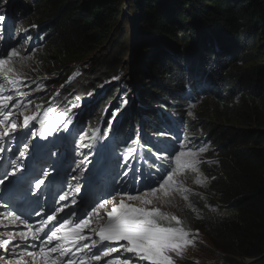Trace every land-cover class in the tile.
Segmentation results:
<instances>
[{
	"label": "trees",
	"instance_id": "1",
	"mask_svg": "<svg viewBox=\"0 0 264 264\" xmlns=\"http://www.w3.org/2000/svg\"><path fill=\"white\" fill-rule=\"evenodd\" d=\"M4 1L0 0V6ZM14 1L9 7L16 5L19 22L29 23L27 17L32 19L31 35L37 39L36 47L45 51L39 53L41 59H46L42 66L51 75L83 62L105 43L112 45L116 38L111 32L124 5L131 2ZM132 1L139 8V16L134 18L133 60L138 59L137 72L143 79L141 100L154 106L160 96L173 98L180 111L174 119L177 124L180 113L186 118V97L197 98L189 88L197 83L191 79L193 72L213 84L208 99L214 112L219 105L224 109L229 106L225 109L227 116L218 111V118L224 117L226 124L190 118L188 122L191 132H206L214 148L215 166L208 173V188L214 190L219 198L217 204L226 210V215L212 217L204 212L206 226L201 225L226 252L253 259L248 264H264V65L256 64L264 58V0ZM18 3L25 8L21 10ZM29 3L31 7L27 9ZM136 35L141 37L137 41ZM126 38L117 44V49L123 50L121 44ZM117 49L116 56L101 59V66L92 72L98 74L100 68L110 67L111 61L120 64L122 52ZM111 68L109 72L117 69ZM167 88L174 91L166 94ZM176 89L181 91L179 98L173 95ZM235 120L238 125L229 123Z\"/></svg>",
	"mask_w": 264,
	"mask_h": 264
},
{
	"label": "snow or ice",
	"instance_id": "2",
	"mask_svg": "<svg viewBox=\"0 0 264 264\" xmlns=\"http://www.w3.org/2000/svg\"><path fill=\"white\" fill-rule=\"evenodd\" d=\"M17 57H20V53L15 47L0 52V72L5 74L6 80H8V74L13 72L11 65ZM20 58L24 59V57ZM8 83L15 86L18 81L11 79ZM19 95L23 96L25 93L21 92ZM12 100L11 95H4V84L0 83V165L4 166V172L0 173V188H7L11 185L14 195L22 199L31 195L38 199L42 193V186H47L46 180L54 169L43 170L42 175L37 170L34 176H30L26 174L29 164L25 162L38 157L40 149L46 147L39 143L40 140H47L48 137L58 134L62 129H68L69 125L73 124L76 114L72 113V108L79 107V104L71 105L54 120L48 118L47 113L37 116L26 115L21 111L20 115L23 120L22 124H18L16 119H12L15 114L13 110L26 109L27 104H22L20 101L10 103ZM188 115L191 116L193 113L189 112ZM33 122L40 125L38 130ZM112 131L113 122L109 121L108 128L103 133L104 137H108ZM85 136L86 133H80V138L76 141L78 148L90 146L82 143ZM95 138L96 132L94 131L90 139ZM139 139L137 137L123 148L122 155L125 163H128L130 159H135L134 153ZM180 149L175 152L174 156L170 153L161 156L153 152L162 164L160 166L150 165V167H156V173L154 179L151 175L147 178L148 182L143 185L145 191L131 194V190L120 189L115 195L108 193L111 199H101L99 203L91 207L90 211H87L86 215H83L77 207L71 210L70 216L66 213L57 220V213L63 211L62 207H57L55 211L47 215L46 219L39 220L37 222L39 226L33 231V224L28 221L27 217H22L14 211L8 212L6 218L12 224L19 223L27 230L16 234L20 239V242L16 244H12L14 237L11 234H7V239L0 238V249L5 253H8L9 246H12L11 258L6 259L5 256H0V260L5 264H27L24 259L26 255L31 257L32 264H58V261L69 253L73 256L83 253L79 257V264H93V262L100 261L102 257L117 252L116 247L103 242H126L120 246L125 252L138 256L140 260L148 261L149 264H173L171 254L178 255L180 250L192 241L188 239L189 232L181 226L180 219L153 206V202L154 200H168L173 193L181 191L183 186L177 179L178 175L182 171L195 169L201 163L198 159L200 153L207 151L206 147L200 148L198 152L193 151L187 149L183 143ZM149 151L152 149L149 148ZM5 152L9 154L7 159L4 156ZM52 155L55 156L57 153H52ZM91 155L92 153H89L85 156L81 163L85 161L91 163L89 159ZM164 164H168V167H164ZM81 174H83V169H81ZM73 179H78V177H73ZM80 191L79 185L74 190L64 191L59 194L56 203L59 204L60 201H66L71 197V205H77V196ZM9 206L8 203L4 205V207ZM63 207L66 208L69 205L65 204ZM102 210L103 215H101ZM35 215L41 217L42 211H37ZM93 223L94 226H92ZM46 227L48 231L44 232ZM86 229L98 237V240L92 239L91 235H85ZM42 232H44L43 238L39 235ZM37 240H41L39 252L26 251L29 247L35 248L37 245L33 242ZM85 240H91V247L87 243L80 246V243ZM53 241L59 243L46 251L44 245H51ZM97 244L103 248V251H99L98 254L92 252V248H95ZM17 249H25V251L17 252ZM55 253H58V256L50 258L51 254ZM67 264H74V260L69 259ZM107 264H129V259H121L118 256L108 260Z\"/></svg>",
	"mask_w": 264,
	"mask_h": 264
},
{
	"label": "bare ground",
	"instance_id": "3",
	"mask_svg": "<svg viewBox=\"0 0 264 264\" xmlns=\"http://www.w3.org/2000/svg\"><path fill=\"white\" fill-rule=\"evenodd\" d=\"M6 25L7 24L3 22V24H1L0 27L2 26L4 29ZM23 39H25V36L23 37ZM26 51H31V52L33 51L32 55H34L36 52V49L34 51V49L27 46ZM0 52H5V51L0 50ZM175 56H179L180 58H183L182 55L176 54ZM129 58H130L129 61L132 62L133 57H129ZM129 69H130V72H126L125 74H123V78L120 80H118L117 77L113 75L117 73L114 71L104 73L103 74L104 76L100 75L99 77L100 78L102 77L103 80H108L112 82V84L109 85L108 88L110 89V95L111 93H114V96H109L108 98H106L105 96H101L97 98V101L105 109H107L108 107L109 108H112V107L119 108L118 104H121L120 107H124V109H126L124 105V95L127 92L129 95L128 97L131 98V100L134 102V105H135V108H132L129 111L135 114L137 117H134L132 113L128 112V110L127 112H125L126 110H122L119 113L118 111L115 110L110 113H105L103 116L99 118L100 111H97V108L95 107V103L92 102L91 100H92V97L96 93L95 87H99V89L97 90L98 92L102 91L103 87H101L100 85V82H102V80L99 82L98 79L95 78L94 84H93L84 75H74L72 73V67H71V73L69 74V72H66L65 76H61V73L64 70H61L56 75H51L49 73L41 74L40 72H37L36 74L32 75L30 73L29 75L34 77V79H32L33 80L32 86L37 85L36 84L37 81L35 80V77H37L38 79L43 80L42 84H40L39 87L42 86V88H45V89H37L35 92L32 91V93L30 94L31 97L27 96L23 99H13L11 101L14 103L17 101H20L22 104H27L26 109L13 110L15 114L13 115L12 119H16L18 124H22V120H23L22 116L20 115L21 111H23L24 114L26 115H37V116H43L45 113H47L48 118L54 120L61 112L71 107V105L79 104L80 102H82L84 106L89 105L90 108L88 109H90L93 113L92 119L89 121V127H90L91 132H94V131L96 132V138H95V142H92L91 140L87 141V144L90 145L89 147L77 148L74 146V144H76L74 143V141L80 138L79 125L78 123H76L77 121L75 119L73 121V124L69 125L68 129H62L58 134L48 137L47 140L39 141L40 144L46 145V147L40 149L39 154L41 152L46 154L48 150H50L49 147L52 149L53 153H57V155H55L52 160H51L52 157H50L49 159L50 163H48L49 165L44 167V168H49L50 170L54 169L51 172V175L46 180V182L50 184L51 187L53 186V183L55 181L53 179V176L58 172V171L56 172L57 168H60L62 166H69V165L71 167L74 165L73 162L77 163L80 159L84 160V157L88 155L89 153H92V155H95L97 153L95 156L100 158L104 154V151H108V152L117 154V156L119 157V158H115L114 161L110 163L114 167V169L118 170V173H114V174L118 175V178H121V179H122V174L125 172H127V174L130 173L131 175H133L135 180L138 181L139 183L137 184V187L134 186L131 189V194H138L139 192H143L146 190L143 187V185L147 183L145 178L149 177L150 175L152 176L153 179L155 178L154 174L156 173V167H150L148 174L141 175V173L134 172L132 168V163H135V165L137 166L140 165L141 163L145 165V163L150 159L151 165L160 166L162 164V161L157 160L156 156L153 155V152H156L159 155L165 152L170 153L172 155L174 152H176L177 143L175 142V140L176 139L180 140V139L176 135L177 132H173V129L174 128L180 129L185 134L187 132L186 130L187 125L185 124V122L183 123V117H182L183 114L180 113L179 122L177 124L174 122V119L178 117V114L180 112L178 110V103H175L176 100L174 101L173 98L170 99L169 97H167V95L160 96L158 105H154L153 107L145 99L141 100V93H142L141 88H142L143 79H141L140 74L137 72L138 68L135 65H129ZM30 71L34 73L33 68ZM12 73L15 74L14 72ZM137 74H139V77L137 76ZM106 76H107V79H104V77ZM83 78L86 79V83L84 82L86 87L82 83H80V80H82ZM8 79L9 80L15 79L18 81V83L15 86L9 84L8 80H6L5 78L3 82H1L2 84H4V95L12 96L13 95L12 92H15V90L20 88L22 81L14 78L13 75H8ZM191 79H193L194 81H197L196 84L190 85L189 88L191 90L188 89L190 90V93L192 95L197 96L196 103L200 102L202 98L208 97L207 95L210 92L209 89L210 87H213V84L209 80H205L200 75H194L193 72L191 75ZM139 80H141V83H138L137 85L136 82ZM53 82H57L59 85L55 86L56 84H51ZM88 83L91 84L90 88L88 86L89 85ZM83 86L85 87L84 89H83ZM113 86L116 88L114 89ZM176 90L177 92L173 93V95L175 94V96L179 98L181 96V91L180 89H176ZM173 91L174 89L167 88L166 94H169L170 92H173ZM139 92H141L140 95H139ZM77 98H79V100H77ZM39 100H42V103H39ZM186 100H187L186 106L188 109L184 114L186 115V117H188L189 116L188 113L190 109V107L188 106L194 101L190 96L186 97ZM29 101H31V103H28ZM114 101H115V104H114ZM162 102H164V105ZM81 110H82V107L80 106L77 108H72V113H75L77 119L79 120H80L79 113L81 112ZM153 117H159V118H157L156 120L155 119L150 120ZM106 118H108L107 120H111V119L115 120V123H113V131L109 133L108 137H104V135L101 132H99V128L102 127L101 123H103L99 121H102ZM213 122H216V121H213ZM33 123L35 124V128L38 130L40 128V125L35 122ZM170 125H172L173 129L172 128L169 129ZM144 126L146 128H144ZM146 129L148 132H146ZM24 131H27V130H24ZM139 132H145V136H149L148 138H146V140L143 137L144 139L143 144H141L140 142L142 138L139 136ZM28 135L30 136V132L28 133ZM130 135H132L134 139H136L137 137H139L140 139H139V143L136 145V152L134 153L135 159H130L128 163H125L123 161V155L120 150L122 149L123 151V148L127 145V143L131 142L130 137H129ZM169 136L175 138L174 142L167 143L164 140L168 138ZM64 139L68 140V144L66 148L65 147L62 148L61 146L62 140ZM170 140L172 141V139ZM149 148H151L152 151H149ZM117 160L118 162H116ZM129 165H131V167H129ZM163 166L168 167V164H164ZM74 169L75 167H73L72 170ZM108 169L109 168H106L105 170H108ZM76 172H79L78 165H77ZM184 174H186V171H182L177 177L180 183H181V179L184 176ZM66 182L67 181L65 180V183ZM124 182H125L124 180H120V181H117V184L113 183L112 186H110L111 188L110 190H108V193L115 195L116 191L119 190V185L121 183L123 184ZM127 183H130V181H128ZM55 186L61 187V185H59L58 183ZM182 186H183L182 188H184V184H182ZM209 191L214 192V190H210V189ZM188 194H190V192H187L186 195ZM190 197H192L191 194H190ZM17 199H18L17 197H7L4 195L3 201L0 204V212L4 210L2 208H4L5 203H8L9 205H17ZM193 202L197 203V201L195 200ZM201 204L202 203L199 201V206H201ZM23 209L28 210L29 208L25 207ZM198 219L199 221L195 222L196 224L198 225L204 224L203 219H206V215L202 213ZM5 226L12 227L9 224H6ZM199 228L202 229L201 226H199ZM6 234H9V233L6 232ZM197 236H191V234L189 233L188 239L197 240ZM207 237L209 238L210 241L211 239L215 241V238L211 234H209ZM96 240H98V237H96ZM191 244L195 245V242L192 241ZM212 244L213 243H211V245ZM113 247L117 248V252L111 253L109 256L104 257V259L108 261L110 259H115L118 256L121 259H123L121 255L123 254L124 249L122 247L118 248V246L116 245H114ZM200 247H203V245L201 246L196 245V248H200ZM92 252L94 253L93 249H92ZM81 255H83V253H81L80 256ZM193 256H194V259L191 257H187L183 261V264H190V263L194 264V261L196 260L199 262H203L204 255H200V256L193 255ZM137 258L139 259L138 256ZM145 262H148V261H145ZM140 263H141V260L139 259L137 264H140ZM212 263L213 261H211V264Z\"/></svg>",
	"mask_w": 264,
	"mask_h": 264
},
{
	"label": "rangeland",
	"instance_id": "4",
	"mask_svg": "<svg viewBox=\"0 0 264 264\" xmlns=\"http://www.w3.org/2000/svg\"><path fill=\"white\" fill-rule=\"evenodd\" d=\"M7 1L8 0H5L4 3H1V6L5 4ZM82 1H86V0H82ZM130 1L131 2L129 4L124 5L122 16L119 18V22L117 23V25L111 32L112 34L115 32L112 35V37L116 38L115 40L117 42L114 41L112 45L110 44V42L105 43L98 49V51H96L94 54L84 59L83 62L74 65V67H77L76 72L77 73L83 72V75L86 76L89 79V81L93 84H94L95 78L98 79L99 82L101 81L100 79L103 80V78L102 77L100 78L99 76L103 75L104 73H108L112 69L111 66L117 67V69L115 68V71L117 73L113 75H115L118 80L123 78V74H125L126 72H130L129 65H135L137 68L139 67V64L137 63L138 59H135L132 62L129 61L130 59L129 57H135L133 55L134 50H135L134 47L136 44L134 43V35H133V33H135L134 18L136 16H139V12H138L139 8L137 4L132 5L133 1L132 0ZM5 5L8 6L7 3ZM19 6H21V10L25 8L21 4H19ZM30 7L31 6L29 3V7H26V8L30 9ZM2 15L3 13L0 12V18H2L0 19V25L3 24V22L7 19L6 16H2ZM26 20L27 22H32V19L29 17H27ZM130 23H132L133 25V30L130 27L131 25ZM23 27L24 25H22V28ZM11 28H12V31H11L12 35L5 37V35L10 34L9 32H7L8 25H6L4 29L2 26L0 27V50L2 51L3 47L5 46L10 47L9 50L15 47L19 51L20 57H24V59H21L20 57L14 58V61L11 67L13 68V72L15 74L13 73L8 74V75H13L14 78L22 81L20 88L15 90V92H12L13 99H23L27 96L31 97L30 94L32 93V91L35 92L37 89H45V88H42V86L39 87V85L32 86V83H33L32 79H34V77L26 73L27 71L29 72L32 68L34 71V73L30 71L32 75L36 74L37 72H40L41 74L46 73V71L44 72V68L42 66V63L44 64L46 63V59L45 60L41 59L40 54H39V53L45 54V51L42 49H36V52L34 55H32L33 51L32 52L26 51L25 44L21 36L19 35V30H15L16 28H19V27L15 28V25H13L11 26ZM117 34L119 35L117 36ZM125 36H127V38L121 45L123 46V50L126 49V51L121 50V48L117 49V44H120L123 41V37ZM140 38L141 37L136 35V41L139 40ZM5 41L9 43H6ZM114 49L120 50V52H122L119 55L120 59H122L121 63L118 64L114 61H111L110 67L104 66L103 68H100L98 74H96V72L93 73L92 70L97 69L101 66V63H100L101 59L109 60L112 54H114V56L117 55V53L114 52ZM129 49L132 51H130ZM41 50L44 52H40ZM112 50L113 52H111ZM44 54L42 55V58H44ZM176 57H179V56H176ZM115 59H118V56L115 57ZM256 64L264 65V58L257 61ZM63 69L70 70L68 72L69 74L71 73V69L69 68H63ZM67 70H64L61 73V76H65ZM137 76L139 77V74H137ZM4 77H5V74L3 72H0V83L3 82ZM37 79L38 78L35 77L36 81ZM42 82L43 80L40 81V83ZM84 82L86 83V79L83 78L82 80H80V83H84ZM106 82L108 83V86L112 84V82L110 81H106ZM136 83L138 85V83H141V80L137 81ZM88 84L90 88L91 84L90 83ZM57 85L59 84H56L55 86ZM83 85L86 87L85 84ZM100 85L101 87H104V83L100 82ZM84 86H83V89L85 88ZM21 92L25 93V95L23 96L19 95V93ZM207 96H209V94ZM235 102H238L239 104V100H236ZM10 103H14V102H10ZM39 103H42V102L39 100ZM114 104H115V101H114ZM118 106L120 107L121 104H118ZM188 107H190L189 112L193 113V115L188 116L189 118H193L197 120L205 119L206 121L213 120V121H216V123L222 121L221 124L228 123L226 122V120H224V117L218 118V111L223 113L224 116H227V114L225 113V109L228 108L229 106H225V109H224L223 106L219 105L217 107V111L214 112L213 103L210 99H208V97L202 98L200 102H197V103L196 101H194ZM212 112H214L217 115H215L214 113L212 114ZM185 119H187V117L183 118V123L185 122ZM229 123H236V120L234 122L230 121ZM235 125H238V124L236 123ZM228 126H231V125H228ZM171 128H172V125L169 126V129ZM186 130H187L186 134L183 133L178 136L180 140H177V139L175 140V138L170 137V136L168 137L172 140H175V142L177 143L176 151L181 150L180 145L181 143H183L187 149H191L193 151L198 152L200 148L206 147L207 151H210V153L213 154L214 148L211 142H209L206 139V132L201 131V130L190 132V130H188L187 127H186ZM148 137L149 136H146V138ZM198 137H203V138L202 140H197ZM207 151L200 153L198 159L201 161V163L195 169L185 170L186 174H184V176L181 179V183L184 184V188H182L181 191L173 193L171 197L169 198L170 200L169 199L163 200V201L154 200L153 202V206L159 207L161 211L168 213L170 215L177 216L181 221V226L184 227L185 230L191 234V236L198 235L197 240L195 239L191 240L195 242V245H192V244L185 245L184 248L180 250L178 255L176 253L171 254L173 258V264H183V261L187 257H191L194 259L193 255L195 256L204 255L203 262H199L196 260L194 261V264H211V261H213L212 264H248L250 260L253 261V259H243L239 256H235L231 254L230 252H226V250L223 249L221 245L219 246L217 245L219 243L216 241V238H215V241L211 238H210L211 241L209 240V238L207 237L209 233L205 226H201L195 223L197 220L199 221L198 218L204 212H207L212 217V216H218L220 214L224 215L225 212L223 211H226L225 209L222 208L221 205L219 206L217 204V201L219 199L218 195H216L214 192L209 191V188H208V182H209L208 173L212 171V169L214 168L215 160L214 161L210 160L209 162V159L205 156ZM206 165L207 167H205ZM187 192H190L192 197H190V194L186 195ZM194 200L197 201V203H194L193 202ZM199 201L202 203L201 206H199L198 204ZM199 226H201L202 229H200ZM211 243L213 244L211 245ZM196 245L198 246L203 245V247L196 248ZM132 261L137 264L139 259L134 256L132 258ZM140 264H148V263L143 260L141 261Z\"/></svg>",
	"mask_w": 264,
	"mask_h": 264
}]
</instances>
